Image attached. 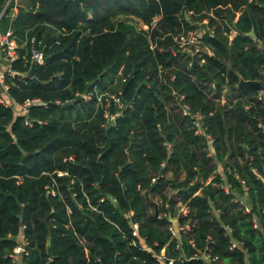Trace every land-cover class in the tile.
Instances as JSON below:
<instances>
[{"label": "trees", "instance_id": "16d2710c", "mask_svg": "<svg viewBox=\"0 0 264 264\" xmlns=\"http://www.w3.org/2000/svg\"><path fill=\"white\" fill-rule=\"evenodd\" d=\"M13 2L0 264H264V0Z\"/></svg>", "mask_w": 264, "mask_h": 264}, {"label": "built area", "instance_id": "2783aa9c", "mask_svg": "<svg viewBox=\"0 0 264 264\" xmlns=\"http://www.w3.org/2000/svg\"><path fill=\"white\" fill-rule=\"evenodd\" d=\"M200 36H201V30L197 29L188 34V37L187 39H185V42L187 44H195L198 42V39L200 38ZM185 42H182L181 45H183ZM31 43H33V39L31 40ZM17 49L18 47H17L15 39L12 36V32L10 30H6L4 33L0 32V59L4 65V70L0 74V103L4 105H7L6 104V94L8 91V87L4 82V75L8 73L10 76L14 77V74H19V73L11 71V66H10L17 59ZM30 60L31 62L35 63V66L43 65L44 57H43L42 52H40L34 47H31L30 48ZM90 97H91V94L80 95V98H82L84 101L89 100ZM100 97L101 96H98L97 98L98 101H100ZM112 99L116 104H119L118 98L112 97ZM37 102H38L37 100H32V101L27 100L21 105H19V108L25 114L27 113L28 108L36 104ZM110 119L113 120V117H111ZM263 132H264V127H263ZM207 141L209 144L211 140L207 137ZM179 212L186 214L185 207L181 206L179 209ZM187 229H188V226L186 225L178 226L174 224L171 227H169L168 230L172 234L173 238H177L176 236L177 235L179 236L180 232H184ZM25 246H26L25 241H23L22 244L17 245V247L13 251V259L14 258L16 259L17 256L21 257L22 259V256L26 255ZM199 258L203 259L205 262H208V261L213 262L216 260V257L211 258L209 255L205 253H201L199 255ZM159 260L160 261L163 260L162 254H161V257H159ZM167 264H172V261H168Z\"/></svg>", "mask_w": 264, "mask_h": 264}, {"label": "water", "instance_id": "95a60500", "mask_svg": "<svg viewBox=\"0 0 264 264\" xmlns=\"http://www.w3.org/2000/svg\"><path fill=\"white\" fill-rule=\"evenodd\" d=\"M10 1L11 0H8L7 3L5 4L4 9H3L0 17L3 15V13H4L5 9L7 8L8 4L10 3ZM246 36L251 38L252 40L255 39V34L253 31H250L249 33H247ZM34 69H35V63L31 62V67H30V70L27 74H14L13 78L16 80H19V81L27 80V81H32L34 83H39L34 76ZM238 86H240V87H253L259 92L262 91V86L257 81H244V80L240 79L238 82ZM70 104L63 105L62 107L68 106ZM171 199H172V196L170 197L169 201ZM211 209H213V207H211ZM154 215L157 216V209L156 208L154 210Z\"/></svg>", "mask_w": 264, "mask_h": 264}, {"label": "crops", "instance_id": "0c3cea01", "mask_svg": "<svg viewBox=\"0 0 264 264\" xmlns=\"http://www.w3.org/2000/svg\"><path fill=\"white\" fill-rule=\"evenodd\" d=\"M22 3H23V2L20 1V0H19L18 2H16V1L14 0L13 7L10 9V15H11V16H14V15L17 13V7L22 6ZM8 5H9V4H8ZM3 70H4V65H3V63L1 62V63H0V71H1L0 74L3 72ZM6 104L9 105L10 103H8V102L6 101ZM220 171H221V169H220V167H218V170L216 171V173H220ZM210 181H211V178L209 179V181L207 182V184H208ZM241 201L244 202V203H246L245 206L248 207V205H247L248 200H247L246 197H244ZM176 237L178 238L179 236L177 235ZM16 240L18 241V244H22V243H23V238H22V236H18V237L16 238ZM14 260L16 261L17 264H22V263H21V257L17 256L16 259L14 258ZM206 264H208V262H206Z\"/></svg>", "mask_w": 264, "mask_h": 264}, {"label": "rangeland", "instance_id": "374dc122", "mask_svg": "<svg viewBox=\"0 0 264 264\" xmlns=\"http://www.w3.org/2000/svg\"><path fill=\"white\" fill-rule=\"evenodd\" d=\"M8 1V0H7ZM16 2H18L19 0H15ZM20 1H24V0H20ZM11 2V1H10ZM7 3V2H6ZM13 4H14V2H13ZM115 20H118V21H120V22H122V23H124V24H126V25H128V26H130V27H132V28H136V29H139V28H141L142 26H141V24L140 23H138L135 19H133V18H129V17H123V16H118V17H115ZM145 29V28H144ZM0 63H1V59H0ZM1 72V71H0Z\"/></svg>", "mask_w": 264, "mask_h": 264}]
</instances>
